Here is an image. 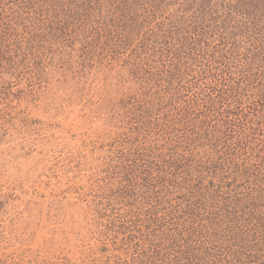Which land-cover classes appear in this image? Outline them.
I'll use <instances>...</instances> for the list:
<instances>
[{
  "label": "trees",
  "instance_id": "obj_1",
  "mask_svg": "<svg viewBox=\"0 0 264 264\" xmlns=\"http://www.w3.org/2000/svg\"><path fill=\"white\" fill-rule=\"evenodd\" d=\"M23 2L33 14L15 7L13 22L37 43L33 58L73 28L84 70L129 67L115 120L145 170L111 192L148 209L146 234L125 238L127 264H264V0Z\"/></svg>",
  "mask_w": 264,
  "mask_h": 264
},
{
  "label": "rangeland",
  "instance_id": "obj_2",
  "mask_svg": "<svg viewBox=\"0 0 264 264\" xmlns=\"http://www.w3.org/2000/svg\"><path fill=\"white\" fill-rule=\"evenodd\" d=\"M27 4L0 0V264H127L125 238L146 234L148 209L140 198L117 206L111 192L115 179L145 170L129 127L115 120L129 67L101 53L112 66L84 70L81 42L70 50L73 28L33 58L37 43L13 22Z\"/></svg>",
  "mask_w": 264,
  "mask_h": 264
}]
</instances>
